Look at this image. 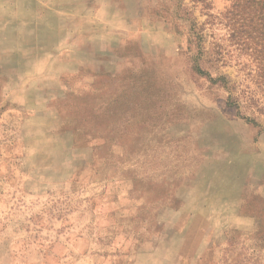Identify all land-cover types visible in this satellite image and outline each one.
<instances>
[{
    "label": "rangeland",
    "instance_id": "374dc122",
    "mask_svg": "<svg viewBox=\"0 0 264 264\" xmlns=\"http://www.w3.org/2000/svg\"><path fill=\"white\" fill-rule=\"evenodd\" d=\"M180 3L0 0V264H264V83Z\"/></svg>",
    "mask_w": 264,
    "mask_h": 264
},
{
    "label": "trees",
    "instance_id": "16d2710c",
    "mask_svg": "<svg viewBox=\"0 0 264 264\" xmlns=\"http://www.w3.org/2000/svg\"><path fill=\"white\" fill-rule=\"evenodd\" d=\"M225 2V6L219 11H215L211 0H189L190 6H183L182 3L178 5L176 24L179 27H188L187 44L193 49V71L209 75V71L204 72L200 64L206 65L208 70L217 63L226 65L231 60L230 47H234L239 56H245L247 60L255 63L258 75L264 83V0ZM183 11L187 13L186 18ZM196 11L204 17L203 22L197 23L194 16ZM224 79L219 75L210 78L214 84L220 85L224 84ZM242 95L233 98L230 94L227 106L237 105L239 108V101L244 105L252 101L247 93L242 92Z\"/></svg>",
    "mask_w": 264,
    "mask_h": 264
}]
</instances>
